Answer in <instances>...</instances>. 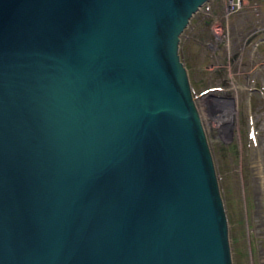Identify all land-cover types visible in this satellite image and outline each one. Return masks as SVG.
Segmentation results:
<instances>
[{"label":"water","instance_id":"obj_1","mask_svg":"<svg viewBox=\"0 0 264 264\" xmlns=\"http://www.w3.org/2000/svg\"><path fill=\"white\" fill-rule=\"evenodd\" d=\"M207 0H0V264H232L179 54Z\"/></svg>","mask_w":264,"mask_h":264},{"label":"rangeland","instance_id":"obj_2","mask_svg":"<svg viewBox=\"0 0 264 264\" xmlns=\"http://www.w3.org/2000/svg\"><path fill=\"white\" fill-rule=\"evenodd\" d=\"M231 3L205 1L179 54L212 153L232 264H264V0ZM231 113V132L222 133L216 118Z\"/></svg>","mask_w":264,"mask_h":264},{"label":"bare ground","instance_id":"obj_3","mask_svg":"<svg viewBox=\"0 0 264 264\" xmlns=\"http://www.w3.org/2000/svg\"><path fill=\"white\" fill-rule=\"evenodd\" d=\"M229 11V10H228ZM229 13V12H228ZM227 14V13H226ZM226 115V114H225ZM225 115H223V116H225ZM229 115V114H228ZM217 116V115H216ZM220 116V115H219ZM222 116V117H223ZM231 116H232V113H231V115L230 116H228L227 117V119L225 118V117H223V118H225V120L223 119H221V120H219L218 118H216V120H217V124H218V126H220L221 127V132L222 133H225V131H228L229 133L231 132ZM257 166V165H256ZM258 167V166H257ZM257 167H256V169H257ZM259 169H260V166H259Z\"/></svg>","mask_w":264,"mask_h":264}]
</instances>
